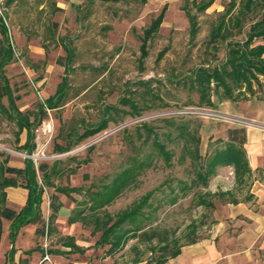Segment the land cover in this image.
Returning <instances> with one entry per match:
<instances>
[{"label": "rangeland", "instance_id": "rangeland-1", "mask_svg": "<svg viewBox=\"0 0 264 264\" xmlns=\"http://www.w3.org/2000/svg\"><path fill=\"white\" fill-rule=\"evenodd\" d=\"M199 1L14 0L5 5V0H0V16L5 20L12 50L4 75L14 107L32 122L40 117V104L66 82L65 97L58 107L46 110L39 123H34L30 139L26 130L17 137L16 124L0 111L1 166L22 172L27 161L32 160L37 183L41 185L42 173L48 174L55 162V172L48 178L52 187H43V208L36 220L32 250L42 253L39 263L44 261L45 253L48 255L45 225L49 203L53 200L65 206V211L73 205L55 188L84 191L92 185L110 182L123 169L143 162L148 165L137 170L133 183L122 190L106 211L115 215L151 193L149 206L142 209L147 219L142 222V231L109 258L108 264H134L133 259L139 254L142 260H154L165 242L171 248L186 245L190 240L198 242L215 227H222L231 235L241 233L244 225L232 221L231 207L227 205L230 198L207 197L212 207L206 208L197 205V197L231 191L233 197L241 200L252 178L260 179L264 186V175L252 174V178L238 185L233 169L221 167L205 186L196 181L198 164H204L203 156L214 147H209L208 142H226L232 136L238 141L243 131L231 133L229 128L238 123L217 117L214 106L199 107L198 95L189 89L187 79L201 66L211 69L220 65L227 56L228 43L245 40L250 24L264 17V0H255L240 27L230 26L226 37L215 42L210 39L212 31L226 20L230 0H213L202 12L195 7ZM163 6L166 10L162 23L146 41V55L142 57L143 32ZM186 10L196 18L194 36L190 35ZM237 10L236 6L231 14ZM258 44H264V40L256 39L254 45ZM5 47L0 34V58ZM255 90L262 98L263 88L255 86ZM212 99L220 113L232 114L225 108H237L215 95ZM0 102L7 107L1 82ZM103 120H107L106 129L79 141L86 130L98 128ZM241 121L248 124L239 123L240 126L263 130L251 121ZM188 134L193 135L192 140ZM155 140L171 153L169 163L154 148ZM67 146L71 149L61 153L59 148ZM15 179L20 186L25 183L23 172ZM193 181L195 184L190 186ZM184 184L190 187L185 188ZM71 196L76 201L87 199L83 192ZM237 219L248 222L242 215ZM8 221L1 218V228ZM30 235L25 231L23 239ZM256 240L244 250L258 249L260 239ZM106 249H98L100 264H104ZM8 250L9 243L4 238L0 264Z\"/></svg>", "mask_w": 264, "mask_h": 264}, {"label": "trees", "instance_id": "trees-1", "mask_svg": "<svg viewBox=\"0 0 264 264\" xmlns=\"http://www.w3.org/2000/svg\"><path fill=\"white\" fill-rule=\"evenodd\" d=\"M118 2L121 0H110ZM145 2L146 0H141ZM213 0H200L195 4L197 11L206 10L212 3ZM255 0H230L228 8L224 16L226 20H222L219 26L212 31L211 42H215L218 38L224 39L229 33V27H240L241 19L244 18L245 13L250 10ZM237 6L236 14H231ZM165 6L161 9L159 14L151 21L149 26L143 32L141 54L142 57L146 55V41L149 40L159 29L164 13ZM186 16L190 24V35L194 36L196 33V18L186 10ZM5 26L3 20L0 18V31L3 40L6 44L2 57L0 58V82L4 89V93L7 98L8 109L4 108L0 103V111L4 116L10 120L15 121L18 128L17 137L26 130L28 138L31 137V128L34 123H39L43 116L46 114V110L54 109L58 107L60 102L66 95L65 92V80L57 87L53 96L45 100L44 103L39 106L40 117L34 119L32 122L29 121L28 116L20 113L14 107L13 98L9 90L8 82L3 74L4 67L10 63L12 58V50L10 44L7 43L5 37ZM256 39L264 40V17L259 21H255L250 24L247 36L244 41H236L228 43L227 56L225 60L220 64L211 69L206 67H199L195 72L189 76L188 85L189 89L194 91L198 95L197 105L199 107L211 108L213 106L211 96L215 95L220 100L230 102H243L247 101L251 97H254L257 92L255 86L263 88L260 79L264 80V44L254 45ZM187 81L185 82V85ZM139 115V114H138ZM200 125H198L199 127ZM107 127V120H103L102 124L92 130H86L79 139L82 141L85 138L94 136L99 132L103 131ZM181 134V133H180ZM188 137L192 140L193 135L188 134ZM196 143L199 141V137L196 139ZM218 144H222L220 147ZM26 145V144H25ZM214 147L205 153L203 156L204 164H198V172L196 173V181L201 182L204 186L207 184L208 179L216 174L217 168L221 167H233L234 178L238 184H243L249 179V167L246 160L245 152L242 148V140L235 142L233 140L223 142L221 139H216L213 142L209 141L208 146ZM154 148L162 156L165 162L169 163L171 153L166 151L165 146L155 140L153 142ZM70 147L59 148L61 153L69 151ZM196 158L199 160L197 148L195 147ZM91 150L89 148L87 151ZM88 160H84L87 163ZM123 169L120 173L115 175L110 182H103L99 185H92L83 191L81 188H55V192L70 197L71 193L81 194L82 192L87 196V199L79 202L78 205H84V209L76 211V214L68 219L69 223H73L77 218L82 217L83 219L88 216L92 218L93 233L100 232L98 240L95 245L104 248L107 247L106 255H115L121 251L127 242L136 237V234L143 229V220L147 219L142 209L149 206V199L151 193H147L140 198L138 202L132 206L110 215L104 208L109 206L125 189L127 186L133 183L137 170H139L144 162L141 164H133ZM0 165V237H1V218H5L10 221L8 239L12 249L10 253L14 252L13 243L17 231L22 226L29 224L38 218L40 213V204L42 202L43 187H52L48 182V178L51 173L55 172V162L51 166V170L48 174L42 173V184L39 185L36 180V173L32 160H28L23 169L25 177V183L21 186L17 183L15 177L17 174L22 173L19 169L14 168H2ZM5 172L14 174L15 177H6ZM193 181L190 186L194 185ZM189 186V187H190ZM7 187H22L28 191V197L25 206L18 212L5 207V193L4 189ZM183 187H188L184 184ZM188 187V188H189ZM227 192L217 193H204L198 195L197 205L211 208L212 203L207 200V197L223 199L228 196ZM176 198L172 199L173 204ZM51 207V202H50ZM85 211L87 214L83 215ZM52 216H50L51 218ZM191 228L195 229V224L191 223ZM195 240H190L188 244L195 243ZM186 244V245H188ZM185 245H178L174 248L169 246L168 242H165L160 248V255L154 260H145L146 264H161L179 254L180 248ZM172 249L170 252L169 249ZM153 250V249H152ZM142 261L140 254L133 259V263L136 264Z\"/></svg>", "mask_w": 264, "mask_h": 264}, {"label": "crops", "instance_id": "crops-1", "mask_svg": "<svg viewBox=\"0 0 264 264\" xmlns=\"http://www.w3.org/2000/svg\"><path fill=\"white\" fill-rule=\"evenodd\" d=\"M12 1L14 0H5V5H9ZM0 18L3 20L6 29L5 37L9 44L5 20L2 16ZM260 94L258 92L247 101L232 102L237 106L235 111H232L230 107H227L228 110H226L224 107L225 111L232 112V114L220 113V109L213 99L212 103L220 114L249 120L264 126V93L262 98L258 96ZM222 102L227 103L230 101ZM3 107L8 109V103L7 107ZM12 122L15 123V121ZM229 129H231V133L243 131L240 140L237 141L232 136V139L228 141L233 140L238 143L242 140V148L250 170L249 178H252V174L259 173L264 175V129L243 127L240 124H234ZM231 168L233 169V167ZM246 187L247 192L241 200L233 197L231 191H224L229 193L226 197L230 198L227 205L231 207V213L233 214L232 221L235 220L244 225L239 235H231L225 232L224 228L215 227L209 232L207 238L181 247L177 256L161 264H264V186L261 184L260 179L255 180L252 178ZM4 193L6 208L18 213L25 206L28 197L26 189L22 187H7L4 189ZM67 198L71 200L73 205L66 211L65 206H61L59 203L55 204L53 200L51 201V207L49 203L50 214L45 225V235L47 237L45 244L48 247L47 253L49 259L39 263L42 259V253L32 250L35 248L34 241L36 236L34 234L38 227L37 218L33 222L19 228L13 243L14 252L11 254L12 245H10L8 239L10 221H8V224L4 225V228H1L0 246L4 238L9 243V250L3 260V264H100L97 256L100 247L95 245L100 232L93 233L91 216H86L84 219L79 217L73 223L68 222V219L72 216L76 217V211L84 209L85 206L78 205L80 201L72 198L71 194ZM41 204L39 207L40 211L43 208ZM252 204L256 206L255 209H258L257 211L252 209L254 208L251 206ZM107 207L109 206H106L104 209L106 210ZM87 213L88 211H85L83 215ZM239 215H242L243 219H246L248 222L238 220L237 216ZM50 216L52 217L50 218ZM5 228H7V232L4 231ZM25 231L31 235L23 239ZM96 235L98 236L96 237ZM95 237L96 239H94ZM257 238L260 239L259 243H257L258 249L255 248L251 251L244 250L248 244L255 242ZM104 256L105 259L102 262L108 264L109 258L114 255L109 256L104 253ZM23 259L27 260L24 261ZM136 264H146V261L142 260Z\"/></svg>", "mask_w": 264, "mask_h": 264}, {"label": "built area", "instance_id": "built-area-1", "mask_svg": "<svg viewBox=\"0 0 264 264\" xmlns=\"http://www.w3.org/2000/svg\"><path fill=\"white\" fill-rule=\"evenodd\" d=\"M217 117H222V118H226V119H232L233 120V122H237L238 124L239 123H244V124H248V123H246V122H244V121H241V118H236V117H233V116H229V115H224V114H220V113H218V112H216V114H215ZM243 120H245V119H243ZM249 121V120H248ZM254 123V122H253ZM256 124V123H255ZM255 126V125H254ZM256 126L258 127V128H262V129H264V126H261V125H258V124H256ZM49 259V257H48V255L47 254H45L44 255V260H48Z\"/></svg>", "mask_w": 264, "mask_h": 264}]
</instances>
